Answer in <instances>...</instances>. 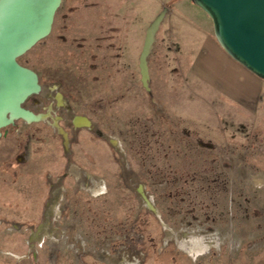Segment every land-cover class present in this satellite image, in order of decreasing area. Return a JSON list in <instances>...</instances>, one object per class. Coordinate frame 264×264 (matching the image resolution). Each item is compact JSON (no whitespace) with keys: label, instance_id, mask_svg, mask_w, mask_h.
Returning <instances> with one entry per match:
<instances>
[{"label":"rangeland","instance_id":"rangeland-1","mask_svg":"<svg viewBox=\"0 0 264 264\" xmlns=\"http://www.w3.org/2000/svg\"><path fill=\"white\" fill-rule=\"evenodd\" d=\"M188 1L60 0L15 58L38 118L0 127V264H264V89L202 96Z\"/></svg>","mask_w":264,"mask_h":264},{"label":"water","instance_id":"water-1","mask_svg":"<svg viewBox=\"0 0 264 264\" xmlns=\"http://www.w3.org/2000/svg\"><path fill=\"white\" fill-rule=\"evenodd\" d=\"M60 0H0V127L12 122L11 110L27 111L21 102L38 89L37 78L15 58L45 37ZM211 20L220 47L236 62L264 80V0H191ZM159 14L154 22H158ZM154 26L147 32L145 57ZM8 116V117H7Z\"/></svg>","mask_w":264,"mask_h":264},{"label":"crops","instance_id":"crops-1","mask_svg":"<svg viewBox=\"0 0 264 264\" xmlns=\"http://www.w3.org/2000/svg\"><path fill=\"white\" fill-rule=\"evenodd\" d=\"M188 2L195 6L191 0ZM193 8L201 10L197 6ZM186 14L179 15L177 19L188 27L190 46L187 50L191 55L188 71L193 79L199 83L201 81L200 86L206 88L202 90V96L212 95L219 101L232 102L238 108L256 110L261 102L264 80L236 62L220 47L207 15V21L199 15L201 21L197 15L195 19ZM205 99L211 102V99Z\"/></svg>","mask_w":264,"mask_h":264},{"label":"bare ground","instance_id":"bare-ground-1","mask_svg":"<svg viewBox=\"0 0 264 264\" xmlns=\"http://www.w3.org/2000/svg\"><path fill=\"white\" fill-rule=\"evenodd\" d=\"M11 115H12V118L15 119V118H20V117H24V118H29V119H37L36 116L33 115V113H31L30 111H20V112H16L14 110H11L10 111Z\"/></svg>","mask_w":264,"mask_h":264},{"label":"flooded vegetation","instance_id":"flooded-vegetation-1","mask_svg":"<svg viewBox=\"0 0 264 264\" xmlns=\"http://www.w3.org/2000/svg\"><path fill=\"white\" fill-rule=\"evenodd\" d=\"M8 124H10V123H7V124L4 125L5 128H4L3 134H6V132H7V127H6V125L8 126ZM4 126H2V127H4Z\"/></svg>","mask_w":264,"mask_h":264}]
</instances>
